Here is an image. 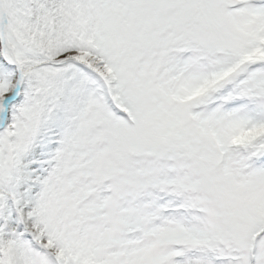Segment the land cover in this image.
Instances as JSON below:
<instances>
[{
  "label": "snow or ice",
  "instance_id": "snow-or-ice-1",
  "mask_svg": "<svg viewBox=\"0 0 264 264\" xmlns=\"http://www.w3.org/2000/svg\"><path fill=\"white\" fill-rule=\"evenodd\" d=\"M0 264H264V0H0Z\"/></svg>",
  "mask_w": 264,
  "mask_h": 264
}]
</instances>
